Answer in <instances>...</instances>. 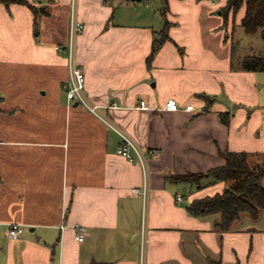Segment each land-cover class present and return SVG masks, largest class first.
Segmentation results:
<instances>
[{
  "label": "crops",
  "instance_id": "crops-1",
  "mask_svg": "<svg viewBox=\"0 0 264 264\" xmlns=\"http://www.w3.org/2000/svg\"><path fill=\"white\" fill-rule=\"evenodd\" d=\"M29 1L39 12L0 2V264H264V209L223 230L220 214L188 205L222 192L224 181L200 188L166 177L222 165L220 150L264 154L260 112L249 113L254 72L232 68L229 0H168L166 15L160 0L159 27L116 22L114 0H79L86 92L150 152L146 195L144 169L118 153V132L67 96L58 46L70 0ZM244 13L245 5L240 23ZM166 20L170 38L148 62ZM170 97L178 110L163 108ZM12 223L23 227L18 238Z\"/></svg>",
  "mask_w": 264,
  "mask_h": 264
},
{
  "label": "trees",
  "instance_id": "trees-1",
  "mask_svg": "<svg viewBox=\"0 0 264 264\" xmlns=\"http://www.w3.org/2000/svg\"><path fill=\"white\" fill-rule=\"evenodd\" d=\"M162 12L167 14L168 0H162ZM9 7L12 3L29 6L34 13L39 12L38 7L29 0H0ZM245 5V13L241 18V24L246 32L256 33L261 31L264 39V0H235L231 9L235 14ZM170 21L166 20L164 27L153 41V46L148 62L156 55L162 44L170 38ZM232 68L239 67L245 71H264V49L253 50L251 53L241 56L239 43L233 41L231 47ZM210 101V96H205ZM222 121L229 124L231 115L229 112H220ZM220 155L225 158V163L211 167L203 172L187 171L183 174L169 173L167 178L176 182L195 183L200 188L217 181L226 183L222 192L195 198L188 205V209L195 215L218 213L220 222L217 225L227 230L231 224L239 219L243 213L249 214L253 219H258L264 209V160L259 159L258 152L220 150ZM256 158H253V157ZM205 179H210L205 182ZM213 264H223L221 262Z\"/></svg>",
  "mask_w": 264,
  "mask_h": 264
},
{
  "label": "built area",
  "instance_id": "built-area-1",
  "mask_svg": "<svg viewBox=\"0 0 264 264\" xmlns=\"http://www.w3.org/2000/svg\"><path fill=\"white\" fill-rule=\"evenodd\" d=\"M79 0H70V19H69V32L67 41L63 45H59L58 49L68 58L69 74L64 82L67 96L71 101L78 102L88 110L101 116L113 129L120 135L121 141L118 147V153L129 160L137 159L142 165L145 174V183L142 187L144 195L148 191V176H149V154L126 130L119 127L109 118L103 116L99 110V106L95 104L86 92V73L85 69L79 61L77 41L79 35L85 29V23L79 17L78 12ZM140 106L144 109H149L150 106L146 100H142ZM168 110H178L180 102L170 97L166 100L164 107ZM182 195L177 196V200L181 201ZM78 240H84L86 229L83 225H76ZM23 231L20 223H12L9 228V235L11 238H18Z\"/></svg>",
  "mask_w": 264,
  "mask_h": 264
},
{
  "label": "rangeland",
  "instance_id": "rangeland-1",
  "mask_svg": "<svg viewBox=\"0 0 264 264\" xmlns=\"http://www.w3.org/2000/svg\"><path fill=\"white\" fill-rule=\"evenodd\" d=\"M113 7L116 9L115 21L121 22L123 20L129 21L130 23H151L155 27L158 26V22L153 19V13L161 17V12L158 8L161 7L160 0H114L112 2ZM143 16V17H142ZM240 10L235 14L231 11L229 14L223 15L224 27L229 29V39L239 43V54L241 56L251 53L253 50L260 51L264 49V39L261 36V31L256 33L246 32L244 26L239 22ZM135 18L139 20L136 21ZM142 19V20H140ZM132 21V22H131ZM235 70H241L239 67L233 68ZM255 75V82L252 91L249 93L256 99L255 103L250 106L252 113L257 110V114L261 115L262 128L259 126L258 129H263L264 124V71H253ZM261 153V152H260ZM260 160H264V154L258 156ZM253 158H256L255 156ZM184 192L188 189L184 188ZM264 213V211H263ZM262 213L261 219L264 218Z\"/></svg>",
  "mask_w": 264,
  "mask_h": 264
},
{
  "label": "water",
  "instance_id": "water-1",
  "mask_svg": "<svg viewBox=\"0 0 264 264\" xmlns=\"http://www.w3.org/2000/svg\"><path fill=\"white\" fill-rule=\"evenodd\" d=\"M235 0H229V5H228V10L231 8L232 4L234 3ZM78 104V103H76Z\"/></svg>",
  "mask_w": 264,
  "mask_h": 264
}]
</instances>
